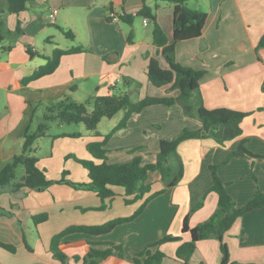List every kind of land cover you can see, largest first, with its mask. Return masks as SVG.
Wrapping results in <instances>:
<instances>
[{
    "label": "crops",
    "instance_id": "1",
    "mask_svg": "<svg viewBox=\"0 0 264 264\" xmlns=\"http://www.w3.org/2000/svg\"><path fill=\"white\" fill-rule=\"evenodd\" d=\"M144 4L171 39L173 4L167 0H29L19 13L0 10V169L20 152L23 129L29 124V131L35 130L43 106L49 101L70 98L74 92L95 97L102 88L110 91L116 85H122L118 91H126L133 100L146 95L178 94L177 90L168 92L169 85L155 87L147 80L148 57H156L160 66L167 68L156 53L151 21L146 18L144 25L145 18L141 16L134 17L131 23L119 19L120 14L136 13ZM187 6L207 14L199 37L175 44L174 56L179 64L204 71L195 101L208 109L226 107L249 114L241 122V135L232 140L219 143L223 128L213 126L207 138L182 141L177 147L183 163L182 178L152 198L135 219L105 234L72 233L62 239L120 244L123 259L118 264H132L138 251L164 234L180 236V240L158 247L166 256L163 264H184L176 257L177 247L190 240L188 232H181L182 222L212 183L210 165H219L217 174L237 206L244 205L256 191L264 192V157H232L226 161L242 140H246L249 151L264 155V48L255 50L264 33V0H188ZM52 12L53 23L49 20ZM59 28L70 30L74 39L66 38ZM129 33L132 39L128 42ZM77 46L83 51L63 54L53 73L22 82L46 62L54 49ZM121 115L119 112L108 119L110 130ZM55 123L59 124L51 122ZM200 125L197 119L185 116L178 104L148 106L132 114L125 128L111 134L104 146L107 162L111 155L126 152L131 159L139 156L142 163H151L161 139H173L184 127L196 129ZM73 134L78 136H63ZM104 134L97 127L93 133L79 128L47 133L41 138H49L51 150L37 155L39 168L51 180L59 179L65 169L67 179L88 182L86 170L74 158L66 157L90 159L87 144L101 140ZM38 140L33 144L35 149L39 147ZM132 141L139 142L132 145ZM68 142L77 145L69 146ZM150 145L152 160L145 162ZM70 172H75L77 178H72ZM20 178L0 186V242L15 247L13 253L0 247V264H61L49 250L54 234L70 225H96L128 217L147 196L162 188L159 173L149 172L150 191L142 199L126 204L124 189L115 187L106 208L98 210L102 203L93 191L67 184H52L43 191L16 188ZM216 203L214 192L206 194L202 204L189 213V225L206 220ZM41 212L48 214L47 220L34 225L31 217ZM223 241L228 249V264H264V207L239 217L225 232ZM68 247H80L84 256L87 245H67L63 249L67 253ZM83 256L77 262L68 256V264H80ZM220 259L219 241L202 239L196 242L187 264H220ZM112 263L110 258L102 264Z\"/></svg>",
    "mask_w": 264,
    "mask_h": 264
},
{
    "label": "trees",
    "instance_id": "2",
    "mask_svg": "<svg viewBox=\"0 0 264 264\" xmlns=\"http://www.w3.org/2000/svg\"><path fill=\"white\" fill-rule=\"evenodd\" d=\"M145 1V0H144ZM173 4L172 12V37L168 39L162 28L156 22V18L151 8L143 5L136 13H122L119 19L126 23H131L136 16L148 18L152 23V41L167 68H162L156 57H148L145 70L147 80L155 87L169 85L168 92L177 90L176 96H149L133 100L126 91H119L118 94L101 95L88 97L84 102L76 103L66 97L52 105L43 106L42 118L34 131H29V124L22 131V146L19 153L15 154L0 169V186L16 179L15 169L17 166L24 168V174L20 181L16 183V188L27 187L35 191H43L52 184H67L75 189L90 190L97 194L101 200L98 210H104L107 203L115 195L114 188L122 187L125 194V203L130 204L143 198L150 191V184L147 183L148 173L156 171L160 175L162 188L147 196L140 206L128 217H117L96 225H70L50 239L49 250L54 259L61 264H68V256L64 252L67 245L86 244V251L80 264H102L113 258L112 264H118L123 259L122 247L115 242L93 243L87 240L78 242H63L62 239L72 233H85L90 235H100L110 232L115 226L135 219L144 209L146 204L155 196L174 187L183 176V163L177 153L178 145L188 139H204L209 135L210 128L222 126L223 133L219 143L232 140L242 133L241 122L249 114L226 107L213 109L205 108L202 102L198 103L197 92L199 81L204 73L202 70H195L188 66H183L175 60V44L178 41L197 38L202 34V29L206 20V12L191 9L187 6L188 0H167ZM29 0H0V10L10 13H19L27 7ZM64 36L70 40L74 39V34L70 30L59 28ZM130 33L127 41H131ZM264 48V33L260 36L255 50ZM83 51L80 46L71 47L66 50L54 49L46 62L35 69L31 75L22 79L24 84L31 80L49 75L58 67L60 57L63 54L77 53ZM127 83L128 79L123 78ZM140 86V83H136ZM111 89L116 87L111 86ZM161 104L172 106L178 104L185 116L197 119L200 127L190 129L184 127L180 133L170 140L161 139L158 142V151L155 160L151 163H142L139 156L133 157L124 163H108L107 149L104 147L111 134L119 129L125 128L129 118L134 113H139L144 108ZM92 106L91 110L88 109ZM119 112L122 113L117 124L101 140H95L87 144L86 150L90 159H77L72 155L66 158H74L87 172L88 182L76 183L66 178L67 170H63L59 179H48L45 171L38 166V157L30 155L33 144L37 139L47 136V130L51 122L57 121L59 124L81 123L87 130L96 129L102 118L112 119ZM31 121V119H30ZM30 121L28 123H30ZM63 136H78L63 135ZM246 140L240 141L237 148L231 151L228 158L249 157L259 158L264 155L252 153L245 146ZM139 147V146H137ZM135 147V148H137ZM225 161V162H226ZM219 165H210L212 183L203 194L199 202L190 209L189 213L198 208L206 194L214 192L217 196L216 208L212 214L203 222L191 227L189 225V213L185 215L181 232H188L190 240L181 243L176 249V257L187 264L190 256L196 247V242L202 239L214 238L219 241L221 252L220 264L229 263V255L226 243L223 241L225 232L233 223L244 214L264 207V192L256 191L249 200L242 206H237L233 198L226 190V183L222 182L217 174ZM48 214L41 212L31 217L34 225L46 221ZM180 236L164 234L158 240L149 243L138 251L131 259L132 264H163L165 254L158 247L166 242L179 241ZM27 246V245H26ZM104 246V247H100ZM0 247L14 252L15 247L10 244L0 242ZM28 247V246H27ZM29 248V247H28Z\"/></svg>",
    "mask_w": 264,
    "mask_h": 264
},
{
    "label": "rangeland",
    "instance_id": "3",
    "mask_svg": "<svg viewBox=\"0 0 264 264\" xmlns=\"http://www.w3.org/2000/svg\"><path fill=\"white\" fill-rule=\"evenodd\" d=\"M121 79V78H120ZM122 81V79H121ZM122 85L120 86H117L116 85V88L114 90H110L108 91L107 88L105 89H101L100 91H98L96 93V95L98 96H101V95H113V94H118L119 91L118 89H121ZM87 95H82L81 92H74L72 93V95H70V99L73 100L74 102L76 103H80V102H84L86 99H87ZM134 98V97H133ZM54 104L53 101H49L47 103V105H52ZM41 105H38V107H40ZM92 106L89 105L88 109L91 110ZM108 119L104 118L100 123L99 125L97 126V130L98 132H101V133H107L109 130H110V125L108 124ZM51 124V123H50ZM68 127H73V128H69L71 130H76V128H79V130H82L84 131V133H93L94 130H87L83 124L81 123H77V124H63V125H60L55 123V124H51L47 130V133L52 135V134H56L58 132H65V131H69ZM75 128V129H74ZM78 130V129H77ZM78 132H81V131H78ZM38 140V139H37ZM36 140V141H37ZM76 140V139H74ZM49 138H40V140H38V149H35L34 145L32 146V150L30 152V155H41V154H45L46 152L50 151L51 150V147H50V143H49ZM136 142H139V141H132V145L134 144H138ZM68 145H72V146H76L77 144L76 143H72V142H68ZM73 147V148H74ZM151 147V145H150ZM149 147V151H147V154L144 155V161L145 162H150L152 159V156L150 154V152H152V147L150 149ZM21 150V149H20ZM136 157V156H135ZM77 158V157H76ZM111 159L109 160L110 163H124V162H127L129 159L131 160V155L130 154H127L126 152L123 153V154H118L116 157H114V155H111L110 157ZM69 160H72V159H69ZM82 169V168H81ZM71 173V172H70ZM24 174V169L23 167L20 165V166H17L16 169H15V176H16V180L18 178H20L21 175ZM71 177L72 178H77V174L74 172V173H71ZM151 178V176H150ZM81 182V181H79ZM29 235V233H28ZM68 253H67V250L64 251L67 256H69V258L72 260V262H77L82 256H83V253L80 251V247L79 248H73V247H68ZM79 249V250H78ZM69 254V255H68Z\"/></svg>",
    "mask_w": 264,
    "mask_h": 264
},
{
    "label": "built area",
    "instance_id": "4",
    "mask_svg": "<svg viewBox=\"0 0 264 264\" xmlns=\"http://www.w3.org/2000/svg\"><path fill=\"white\" fill-rule=\"evenodd\" d=\"M54 14H55V12H52V13L49 14V20H50V22H52V23H53V21H54ZM143 21H144V22H143L144 25H146V24H147V19L145 18Z\"/></svg>",
    "mask_w": 264,
    "mask_h": 264
}]
</instances>
